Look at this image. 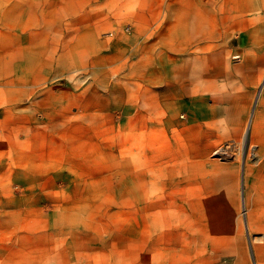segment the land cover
Segmentation results:
<instances>
[{"label":"rangeland","instance_id":"rangeland-1","mask_svg":"<svg viewBox=\"0 0 264 264\" xmlns=\"http://www.w3.org/2000/svg\"><path fill=\"white\" fill-rule=\"evenodd\" d=\"M259 4L0 0V264H264ZM147 20L190 21L193 36L168 58L129 55L145 46L134 34H154ZM177 66L237 97L191 108L216 111L210 150L187 108L159 121Z\"/></svg>","mask_w":264,"mask_h":264},{"label":"crops","instance_id":"crops-1","mask_svg":"<svg viewBox=\"0 0 264 264\" xmlns=\"http://www.w3.org/2000/svg\"><path fill=\"white\" fill-rule=\"evenodd\" d=\"M259 1L260 4L258 5V7L259 8L261 7V9L264 10V0H259ZM145 25L155 30L154 34L150 37H148L147 35L138 36L134 34L133 37L136 38L137 40L139 37V40L141 42H145V46L140 51L129 52V55L134 54L135 56L137 55V53H139V55L141 56L144 55L147 56L151 54L152 56H156L159 58L160 57L168 58L170 57L168 51L169 44L173 50L174 49L173 43H177L181 41V38L185 36H187V38L193 36L190 21L185 22V24H181L179 21L173 23L168 20H163L161 22L159 21L158 24H154L151 20H147ZM254 32L256 33L254 34ZM251 33L256 36L257 40H259V34H261L259 28L257 30L254 27V29H251ZM213 34L214 33L212 30L211 21L208 20L207 27L205 26V29L203 31L204 41L206 40L211 41ZM151 44H157L158 45L157 49L159 50H154L153 52ZM176 45L178 46V44ZM248 52H251L253 54L257 53L256 47L255 48L252 47ZM204 54H207V52H204ZM189 75H190L189 70H187L184 66H177L172 69V77H171L170 85L164 89H159V121L172 122L178 124L180 121L175 119V114H177L176 112H178V110L181 107L187 108L185 110V113H187L186 115L188 118L187 121L194 123V127H193L194 132L203 130V133L205 134V143L207 145H205L202 148H198V150H210L211 144L207 140L206 134H209V136H211L212 129L213 128L218 129L215 127L216 125L215 123H218L219 121L215 118L217 117L216 113H214L216 111L211 107L204 108V112H200L201 116L199 118H195L192 115L193 111L191 108L205 107L204 104L205 101L207 100V96H209V94H211L212 91L213 93L219 92L218 97L215 98L213 101L216 104L225 105L226 107L228 105H233L234 102L237 101L236 100L237 97L227 89L218 88L217 84H214L213 87L210 80L206 81V79L203 77H201L196 84V82L194 83L192 81ZM246 75L247 77L243 79L241 83H239L242 87L244 94L247 93L248 95L252 93L254 90H257V92L260 93L259 69L251 68L249 69ZM261 95H264V89H262V93H260L259 96ZM261 102L262 105H264V97H262ZM160 110L166 113V115H164V118L160 117L161 115ZM213 113L215 114V116ZM182 116H184V114H182ZM225 123L227 122L225 121ZM254 128H255L254 130L255 133L253 135L254 138L253 140H255V142L260 145L258 147L260 150H264V138H260V135L258 133L260 132V129L264 130V121H262V123L260 121H256ZM220 129H222V127H220ZM261 166H258L259 171ZM256 178L261 179L262 173L260 172L256 174Z\"/></svg>","mask_w":264,"mask_h":264}]
</instances>
